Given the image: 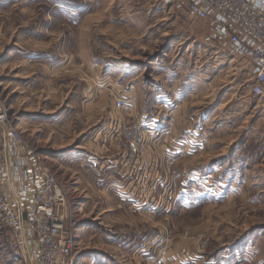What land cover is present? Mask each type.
<instances>
[{
  "label": "rangeland",
  "instance_id": "rangeland-1",
  "mask_svg": "<svg viewBox=\"0 0 264 264\" xmlns=\"http://www.w3.org/2000/svg\"><path fill=\"white\" fill-rule=\"evenodd\" d=\"M170 1L0 0V101L62 189L75 264H264L253 65ZM5 239L0 264H35Z\"/></svg>",
  "mask_w": 264,
  "mask_h": 264
},
{
  "label": "built area",
  "instance_id": "built-area-1",
  "mask_svg": "<svg viewBox=\"0 0 264 264\" xmlns=\"http://www.w3.org/2000/svg\"><path fill=\"white\" fill-rule=\"evenodd\" d=\"M171 2L166 0L168 4ZM179 2L190 17L210 25L214 36L223 39L231 54L252 63L253 82L250 93L264 101V0ZM121 105L122 101L118 100L117 106ZM130 130L123 127L121 136L129 138ZM9 140L32 152L21 133L9 122L0 101V226L6 231L7 251L12 258L24 260L33 252L36 256L35 264H75L72 257L75 241L63 213L65 196L56 178L46 167L41 164L37 166L38 185L32 192L28 210L23 212L13 203L1 172L3 154ZM124 146L127 147L126 142ZM128 148L135 149L131 139Z\"/></svg>",
  "mask_w": 264,
  "mask_h": 264
},
{
  "label": "crops",
  "instance_id": "crops-1",
  "mask_svg": "<svg viewBox=\"0 0 264 264\" xmlns=\"http://www.w3.org/2000/svg\"><path fill=\"white\" fill-rule=\"evenodd\" d=\"M8 144V148L3 154L2 178L5 181L8 193L11 194L13 203L25 212L29 208L32 192L38 185V163L33 156V152L25 151L24 148L14 145L10 140ZM155 164L156 158L154 159V166ZM151 212L156 213V210ZM150 243V246H154V240ZM142 245L145 246L146 243ZM93 255L92 258H89L90 263L102 264L100 260L104 256L102 257L99 253ZM104 260H107V258H104Z\"/></svg>",
  "mask_w": 264,
  "mask_h": 264
}]
</instances>
